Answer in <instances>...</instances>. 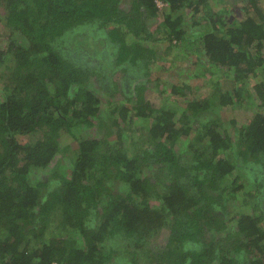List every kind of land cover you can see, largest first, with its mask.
Returning a JSON list of instances; mask_svg holds the SVG:
<instances>
[{
  "label": "trees",
  "instance_id": "obj_1",
  "mask_svg": "<svg viewBox=\"0 0 264 264\" xmlns=\"http://www.w3.org/2000/svg\"><path fill=\"white\" fill-rule=\"evenodd\" d=\"M162 1L159 10L155 0H0V264H109L102 245L115 237L135 250L126 251L131 264L142 256L145 264H264V5L247 0L236 18L210 0ZM157 17L163 41L191 45L192 77L212 66L240 85L217 84L196 99L179 80L163 91L181 112L137 92L104 115L98 93L114 90L115 71L148 75L139 65ZM79 33L93 41L68 45ZM252 92L263 111L233 119L232 131L203 119L209 153L195 150L187 176L174 152L179 137L196 133L193 122L211 107L243 109ZM125 127L146 130L142 157L128 154ZM68 138L75 149L66 160ZM156 164L168 172L162 195L150 174Z\"/></svg>",
  "mask_w": 264,
  "mask_h": 264
},
{
  "label": "rangeland",
  "instance_id": "obj_2",
  "mask_svg": "<svg viewBox=\"0 0 264 264\" xmlns=\"http://www.w3.org/2000/svg\"><path fill=\"white\" fill-rule=\"evenodd\" d=\"M128 1L126 4H128ZM238 2L245 3L247 0H237ZM261 2L264 5V0H261ZM229 0H210L211 8H213L215 11L217 9H224V7H229L230 9L233 8V11H230L231 14L235 15L236 18H239V11H238V5L240 3H236L235 6L230 5ZM220 7V8H219ZM227 9V8H226ZM160 20V17L149 19L148 23V31L153 34L154 44L151 45L150 49L151 53L149 55V58L147 61L143 60L140 63V68L146 65L148 71V75L144 76V72H134L133 78H130L128 76H125L121 70L115 71L112 77V83H113V89L107 88L106 92H99V98L101 100V108L103 109V114L109 115L107 111L111 108V105L114 104H127L128 102L125 101V99H132L134 100L135 95L130 93H141L143 98L150 102L151 105L155 108H159L161 106H172L177 107L178 111L181 112L183 109L181 106L178 107L175 96L169 95L170 99L172 98V101H168L167 94L164 93L163 88L171 85L176 84L179 80L184 81L186 84L190 85V87L195 89L194 92H191L192 98L198 99L199 97L207 98L210 96V92H214L216 89H218L220 86L226 87V84L229 85V88L236 87L240 85L239 83H236L233 81L232 74H230L225 69H215V67H209L203 68L202 66H198L196 69V77H192L191 72V66L187 62V50L191 47V45H175L174 43H169L167 41H163L164 34L158 32V30H155L153 32V29L157 26L158 22ZM98 29H95L94 27L87 29L88 32H94L96 33ZM2 26L0 25V34H2ZM130 35L124 36L125 41L130 42ZM161 38V40H160ZM84 41L92 42L93 38L91 36H87V38H84V35L79 33L77 36L73 35L70 37L68 45L73 46L74 44H79L81 48H83ZM145 46H147L146 43H144ZM190 46V47H189ZM95 57H97V54H93ZM145 61V62H144ZM203 61L200 60V64ZM143 64V65H142ZM117 68H114V70ZM191 76V78L189 77ZM229 76V78H228ZM131 79V80H130ZM228 82V83H227ZM218 84V86H217ZM2 86L0 82V87ZM250 85H245L246 88H248ZM169 88V87H168ZM113 90V92H112ZM112 93H111V92ZM249 91L250 87H249ZM188 93V92H187ZM253 97V100L247 99L245 95L242 96L241 101H243V109L240 107H234V109L226 107H211L207 111H205L203 114L199 115L195 121L193 120L191 122L197 123V132L195 133V126L192 129L191 133L188 136H180L178 141H176L174 145V152L176 153L177 157L179 158L180 165L187 169V176H191V174H194V172H191L188 170L189 166L193 162L194 152L195 150H200L205 152V154H208L209 151L206 148V142L205 140L200 138V134L203 132L202 128L204 125L207 124L206 121H203V119L206 120H219L227 129V131L231 130V124L229 125V122H231L233 119L235 120H242L244 118L251 117L253 114V111H263V109L260 110L258 108L260 106V101L257 100V98L254 96L253 92L250 93ZM133 95V96H132ZM113 96V98H112ZM247 99L248 102L245 100ZM254 100H256V104L258 107L255 108ZM129 106V104H127ZM179 115H176V118H178ZM200 121V122H197ZM203 121V122H201ZM107 123V122H106ZM192 123V125H193ZM238 123V122H237ZM241 125V122L238 123V126ZM111 132L115 134L114 130L111 129ZM124 133V141L125 145L128 151V154L132 157H142L143 151L146 150V148L149 147L148 143V136L146 134L145 129L141 130H135V129H128L123 128ZM233 133V132H232ZM231 133V134H232ZM36 136L30 137L28 141L31 139H35ZM110 142L113 141V138L109 139ZM193 142V145L190 146V142ZM66 149V160L73 157V150L75 149V145L73 143V139L68 138L65 139L62 143V148ZM61 156L58 155L56 159L60 158ZM64 158V159H65ZM54 161L48 168V170L54 169ZM146 165V164H145ZM144 165V166H145ZM46 170V169H45ZM44 174V175H43ZM150 174L152 178L155 180V191L158 192V194L162 195L165 193L164 184L167 182L168 179V172L166 170V167L161 164H156L151 166ZM36 176L38 177H47L48 171L44 172H37ZM185 178V177H184ZM183 179V178H182ZM238 205H240L238 211L240 212H246L250 209L241 207L240 199L241 194L238 193ZM153 199L151 201L154 203V206H159L160 203V197L159 196H153ZM259 215V212H254L253 215ZM167 234L169 232L162 234L157 240L159 245H164L168 238ZM120 238L115 237L112 240L106 242L102 245L104 249H102V254H106L111 258V263L109 264H131L132 262V252L127 253L126 251H135L133 248L126 247ZM215 239H218L217 237ZM138 253V252H137ZM142 260L139 262L140 264H145V259L143 256L141 257Z\"/></svg>",
  "mask_w": 264,
  "mask_h": 264
},
{
  "label": "built area",
  "instance_id": "obj_3",
  "mask_svg": "<svg viewBox=\"0 0 264 264\" xmlns=\"http://www.w3.org/2000/svg\"><path fill=\"white\" fill-rule=\"evenodd\" d=\"M155 5L159 10H162L164 7L168 6V4L162 0H155Z\"/></svg>",
  "mask_w": 264,
  "mask_h": 264
},
{
  "label": "crops",
  "instance_id": "obj_4",
  "mask_svg": "<svg viewBox=\"0 0 264 264\" xmlns=\"http://www.w3.org/2000/svg\"><path fill=\"white\" fill-rule=\"evenodd\" d=\"M229 1L232 2V3H230L231 6H235L236 3H238L237 0H229ZM241 3H242V2H240V4H241Z\"/></svg>",
  "mask_w": 264,
  "mask_h": 264
}]
</instances>
